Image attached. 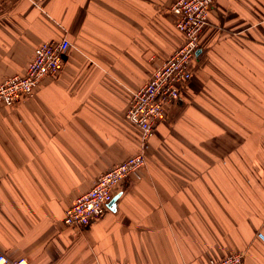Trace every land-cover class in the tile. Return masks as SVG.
Masks as SVG:
<instances>
[{"label": "crops", "instance_id": "0c3cea01", "mask_svg": "<svg viewBox=\"0 0 264 264\" xmlns=\"http://www.w3.org/2000/svg\"><path fill=\"white\" fill-rule=\"evenodd\" d=\"M177 0H0V83L67 38L61 74L0 102V252L28 264H264V0H216L193 77L115 209L84 228L65 210L136 155L133 93L183 43Z\"/></svg>", "mask_w": 264, "mask_h": 264}, {"label": "built area", "instance_id": "2783aa9c", "mask_svg": "<svg viewBox=\"0 0 264 264\" xmlns=\"http://www.w3.org/2000/svg\"><path fill=\"white\" fill-rule=\"evenodd\" d=\"M216 0H177L172 7L176 26L183 33L182 45L154 72L149 81L132 96L127 118L141 129L139 152L125 162L101 173L92 188L79 193L65 210L64 222L74 228H84L102 216L126 179L137 176L145 168L150 140L165 117L166 108L181 97V88L193 77L191 67L197 59L200 36L208 24L210 10ZM70 41H47L36 48L24 75L9 76L0 83V102L15 108L31 99L45 78L61 74ZM0 264H28L25 259L13 260L0 252ZM200 264H243V255L233 253L221 260Z\"/></svg>", "mask_w": 264, "mask_h": 264}, {"label": "water", "instance_id": "95a60500", "mask_svg": "<svg viewBox=\"0 0 264 264\" xmlns=\"http://www.w3.org/2000/svg\"><path fill=\"white\" fill-rule=\"evenodd\" d=\"M120 197V194H117L116 196L113 197V199L111 200V202L109 203V206L112 208V209H115L116 208V205H117V201Z\"/></svg>", "mask_w": 264, "mask_h": 264}]
</instances>
